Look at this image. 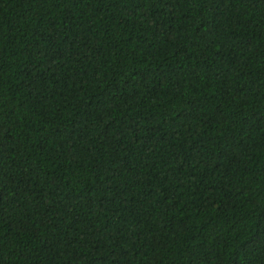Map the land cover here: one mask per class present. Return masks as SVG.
I'll use <instances>...</instances> for the list:
<instances>
[{
    "label": "trees",
    "instance_id": "obj_1",
    "mask_svg": "<svg viewBox=\"0 0 264 264\" xmlns=\"http://www.w3.org/2000/svg\"><path fill=\"white\" fill-rule=\"evenodd\" d=\"M0 264H264V0H0Z\"/></svg>",
    "mask_w": 264,
    "mask_h": 264
}]
</instances>
